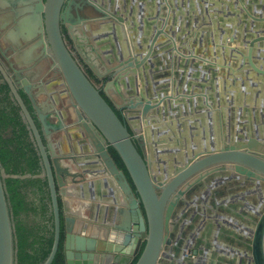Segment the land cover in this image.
Returning <instances> with one entry per match:
<instances>
[{
	"label": "water",
	"instance_id": "1",
	"mask_svg": "<svg viewBox=\"0 0 264 264\" xmlns=\"http://www.w3.org/2000/svg\"><path fill=\"white\" fill-rule=\"evenodd\" d=\"M36 1V9L26 19L29 23L27 35L35 36L40 26L44 30L52 68L62 75L76 114L70 132L75 129L86 141L80 154L65 152L61 144L56 145L52 140L50 128L65 133L69 130L67 125L59 117L57 123L51 124L48 116L37 108L38 120L48 140L46 146L35 119L18 92L22 86L17 89L5 76L19 103L23 119L34 136L43 161L41 177H47L51 193L55 238L44 264H52L58 252L62 233L61 214H64L66 233L63 243L66 264H130L142 244L144 249L136 264H188L189 259L197 256L198 252L194 251L190 258L185 259L186 250L202 245L212 248L215 235H220V232L250 242L253 263L264 264V202L258 203L257 209H251L241 203L237 205L233 199L234 194L238 201L249 195H255L256 201L257 198H264V126L244 127L242 121H239L240 128L228 125L231 124V114L232 118H239L241 112L250 109L247 102L242 103L248 96L234 91L240 88L238 79H230L232 67L228 68V76L220 77V84L215 77H209V80L203 79V85L190 84V87L184 88L180 81L175 80L180 77L176 74L178 72L174 73L171 64L166 63L168 52L164 48L155 50L158 38L165 32L158 28L160 17L153 14L147 23L140 21L138 29L134 21L136 28L130 27L129 20L136 11L125 8L123 11L122 5L128 6L134 0H107L111 7L107 14L102 10L107 4L104 7L99 4L101 0L89 1L104 16L100 20L101 29L93 32L91 39L80 35L76 25L80 21L75 25L69 22L71 10L61 14L66 0ZM219 3V0L200 2L199 6L203 7L200 11L203 13V23L200 24L203 30L209 25L208 19L217 26L219 13L216 8ZM157 12L160 14V10ZM195 17L201 21V16L196 14ZM253 20L257 22L255 26L258 29L253 27L251 42L242 44V47L249 46L247 50L229 47L227 40L233 42L234 38L228 33L222 38L223 43L218 42L216 51L221 58L225 55L231 60L236 59L241 65L247 63L253 66L255 78L259 80L264 76V67L257 68L252 58L255 55L264 56L263 52L255 51V45H263L264 42V18ZM61 24H66L84 63L100 78L108 75L112 79L106 87V94L109 95L110 91L118 93L123 100L120 105L112 107L108 102L109 96H103V90L93 82L82 60L68 46ZM20 32L21 28H17V37H13H20ZM99 33L100 36L112 38L111 45L100 47L95 42ZM122 39H126V42ZM82 40L87 41L89 47L81 48L79 44ZM154 53L160 54L166 66L161 68L158 61L156 69L151 66L155 63L151 58ZM180 57L182 59L183 56ZM193 59L187 58L186 63L193 62ZM215 61L216 58L213 61L203 59L208 65ZM215 64L218 68L225 67L222 62ZM99 65H102L104 72ZM206 68L208 66H203L204 75ZM213 72L215 76L216 70ZM234 75H238L237 72ZM242 84L241 90L246 91L245 83ZM23 86L25 90L29 89L27 81ZM255 104L256 107L250 110L257 115L261 113L257 117L260 121L264 118V106L258 102ZM230 105L238 106V111ZM120 108L119 117L115 109L120 111ZM202 108L203 113L196 112ZM221 115L224 126L221 119L219 125ZM203 125L206 127L201 129ZM110 147L121 158L135 189L124 171L117 167L109 152ZM100 175H106L109 179L96 180L95 177ZM5 177L0 170V264H16L14 225L3 183ZM105 184L111 187L114 204L100 208L88 202L77 203L73 210L68 198L88 200L92 195L99 194ZM221 188L226 196L217 202L213 197ZM118 198L123 201V208L116 206L120 203ZM228 207L231 209L227 210ZM96 209H103L104 217L109 222L94 225L89 220L93 216L84 215ZM252 231L253 239L246 235ZM205 233L207 237L204 238ZM196 262L201 263L200 260Z\"/></svg>",
	"mask_w": 264,
	"mask_h": 264
},
{
	"label": "flooded vegetation",
	"instance_id": "2",
	"mask_svg": "<svg viewBox=\"0 0 264 264\" xmlns=\"http://www.w3.org/2000/svg\"><path fill=\"white\" fill-rule=\"evenodd\" d=\"M45 1L46 0H43V2ZM89 1L92 0H66L62 6L61 14L67 12L68 10H71L72 16L69 17L68 19L69 22L72 24L74 23L75 25L78 21H80V24H76L77 28L79 29L80 35L89 36V38L91 39L94 35L93 32L99 31L101 29L100 20L103 19L104 16L103 14L98 12L95 9V7L90 4L91 2ZM120 2L123 1L120 0ZM242 2L244 3V0H242ZM179 3L180 2H178L177 0H152V2L151 0H134V2L130 1L128 3V6L122 5V7L123 9L125 8L126 10L136 11V14L132 18V20H129V25L132 29L136 28V26H134L135 24H137V29H138V27L140 26V21H142L143 23L146 21L147 23L149 19H152L153 14H156L160 17L158 22V28L161 27V30H164L165 32L161 34L160 37L158 38L155 45V50L157 48H164L165 52H168V55L166 57L167 58L166 63L168 65L171 64L174 73L178 72L176 74H178V76L180 77L176 78L175 80H177V82L180 81L181 86L187 88V86H189L192 83L186 79L188 77L187 70L190 64V63L188 64L186 63V59L192 57L191 55L193 54L192 53L193 51L190 49L193 47L197 49V46H199V41L197 39L196 40L190 39L192 37L191 32L185 33L178 29L180 23L177 21V14L179 12L178 9L180 7ZM36 4H37L36 0H34L33 2H30L29 0H0V75H1L0 82L6 83L9 87V82L5 77L7 76L10 79V81L13 83V85L16 86L17 89L19 86L20 87L22 86L21 89H18L19 90L18 92L21 98L23 99L25 105L28 107L29 111L31 112L33 118L35 119L36 125L40 130V135L46 146L48 145V140L46 139V135L43 132V126L41 122L38 120L37 108H39L44 115L48 116V121L51 124L57 123L58 117L63 119L62 121L67 125V129H69L67 132L64 133L61 132L60 130L55 132L53 131V129L50 128V130L52 131V137H51L52 140L56 145L57 144L59 145L60 142H58V139L60 136H62V134L70 135L72 133L70 132V130L71 128L74 127L76 114L72 108L73 106L71 104V99L67 92V88L64 85L62 75L57 70L52 68L53 62L50 57L51 52L50 50L47 49V37L44 30L42 31V27L40 26L35 36L30 37L27 35L28 34L27 25H29V23L26 22V19L33 14V9L34 10L36 9ZM99 4H101L104 7L105 4H107L104 9L102 8V10L105 14L109 13L111 7L108 5L109 3L107 0L104 1L101 0L99 1ZM95 5L99 6L98 3L97 4L95 3ZM125 9L123 11H125ZM157 10H160V14L159 12H157ZM41 15L44 22L43 14ZM253 17L257 19L264 18V15H262V17H259L258 15L257 16L252 15L251 17H247L243 15V20L239 23L237 22L238 27L236 25L239 31H233L231 32V34H229L231 37L234 38L233 42H231L229 39L227 40V44L229 47L239 49L242 47L243 43L246 42L248 44L251 42V35H252L251 32H253V27L257 28V26H255L257 22L253 20L254 19ZM133 21L135 22V24L133 23ZM259 24H263V23H259ZM61 26H62V34L63 36H65V40L67 41L68 46L72 51L76 53L77 57H79L82 60V63L85 65V68L87 69V72L89 73V76L91 77L93 82L97 85V87L103 90L102 91L103 94L107 96L106 87L112 79H110L108 75L107 76L105 75L103 78H100L94 70H92L88 65L84 63L80 53L78 52L74 39L72 38V36L70 35V33L66 28V24H61ZM205 27L206 28L203 31V42L206 43V46L203 47V59L205 56L212 57L211 51H213L214 49L213 42L209 37L211 35L212 27L211 25L209 26L207 25ZM17 28H21L22 32H20V37L15 39L13 35L15 36V31H17ZM173 40L175 45H173ZM122 41L126 42V39L125 40L122 39ZM223 41L224 40L222 38H218L216 43L217 44L218 42L223 43ZM90 42L94 44L93 40H91ZM95 42L99 43L98 45L104 48L107 45H111L110 42H112V38L110 39L108 37L100 36L99 33V36L97 37ZM88 44L89 43H87V41L82 40L79 46L85 49V46L86 45L88 46ZM216 46L217 45H215V47ZM242 48L247 50L249 46L244 45ZM89 50L91 52V55L95 57V53L92 51V49L89 48ZM205 50L207 51V53L204 52ZM255 51L258 52L261 51L264 53V42L263 45L261 44L255 45ZM197 52L199 53L198 50ZM155 54L156 53L152 54L151 56L152 60L155 61V63L152 64L151 66L154 69H156L158 65L161 68L166 66V64L163 61L164 59H162L160 54L157 55ZM196 55L197 54L194 53L193 57H195ZM217 55L218 57H222L221 55H219L218 52ZM180 56H183L182 59ZM257 56L259 55H255L253 56V58ZM157 61L159 62V64L157 63ZM99 69L102 72H104V68L102 67V65H99ZM206 69L205 71H209L211 68L208 67V69L207 70ZM24 81H27V87H29L28 90L27 89L25 90L24 88L25 86H23ZM195 82L193 83H195L196 85L199 84L198 80H196ZM10 95L12 96V99L19 105L11 89H10ZM119 98L121 99L120 96ZM108 99L113 104L112 100L110 98ZM201 111H203V108L201 109ZM120 112H121V108H120ZM65 115L67 117H65ZM24 121L26 122V120ZM31 137L35 141L32 132H31ZM214 195L215 196L213 198H215L217 202H221L223 200L222 196H226L225 192L222 191V188L219 191H217V193ZM216 197H219L220 199L217 200ZM63 218H64V214L63 215L61 214V221H62L61 235L63 239L62 243H64V237L66 235ZM201 225L203 227V222ZM201 234L203 235V231H201ZM214 241L215 243L212 244V248L209 249L203 245L201 247L188 248L185 252V256H184L185 259L190 258L189 256L193 255L194 251L198 252L197 256L193 255V257L189 259L188 264L190 263L199 264L196 261L198 260L203 261L202 257H208V255H210L214 261L218 259L221 262H225L227 264H235L236 261L232 260L231 257H223L216 254L217 239L215 238ZM227 241L229 243L232 242L234 243V241L232 240H227ZM243 241L248 242L246 240ZM238 246L240 245L238 244ZM202 248H204L205 250H202ZM134 258L135 257H133V260ZM170 261L172 262L173 260L171 259ZM243 264L245 263L243 262ZM248 264H254V263L253 261L251 262L249 260Z\"/></svg>",
	"mask_w": 264,
	"mask_h": 264
},
{
	"label": "crops",
	"instance_id": "3",
	"mask_svg": "<svg viewBox=\"0 0 264 264\" xmlns=\"http://www.w3.org/2000/svg\"><path fill=\"white\" fill-rule=\"evenodd\" d=\"M177 1L180 2L179 3L180 7L178 9L179 12L177 14V21L180 22L178 29L182 32H185V33L191 32L192 37L190 39L191 40L197 39L199 41V46H197V49L195 47L190 49L193 51L192 52L193 54L196 53L197 55L195 57L192 56L194 59H193V62L191 60V63L189 64V67L187 70L188 77L186 79L188 81H190L192 83V85L195 86V83H193V82H195L196 80L199 81V84L203 85V79L205 81V80H209V77H215V79L218 80V84H220L219 82L221 81V78H223V77L225 78L226 76H228V73H229L228 68H229V66H231L233 69V75L229 74V75H231L230 79H232V80L238 79L237 82H238V86L240 88L239 90L234 89V91H236L239 94H245L246 96H248L247 100L246 101L243 100L242 103L247 102L250 109L253 107H256L255 106L256 102H258L260 105L264 106V77H259V80L257 78H255L253 66H249V64H247V63H245L244 65L243 64L241 65V64H239V61H237L236 59L231 60L230 58H227L225 55H223V58L218 57V55L214 56V54H217V52L215 51V48H216L215 45H218L216 43L217 39L223 38L224 36H227L228 32H229V34H231V32H233V31H239L237 29V27H238V23L243 20V15L247 16V17H251L252 15L253 16L264 15V0H244V3L242 2V0H219L220 3L218 4V8H216L218 10V13H219L218 17L216 19L218 27L212 23L211 19L207 20V21H209V25H211V27H212L211 35L209 37H210L211 41L213 42V46H214L213 51H211L212 57H210L209 61H213L214 58H216L215 62L225 63V64H223L225 66L223 68L216 67L215 62H212L213 64H210V65H205V63H203V47L206 46V43L203 42V31H204L203 25L202 26L200 25L203 23V13H200V11H202L203 7L199 6L200 2H203V0H177ZM208 13L211 14V12H208ZM196 14L201 16V21H200V19L196 20V17H195ZM218 18L222 19V21H220V19H218ZM236 25H237V27H236ZM214 26H216L217 28H215ZM197 50L199 51V53L197 52ZM207 58H209V57L207 56ZM219 58H221V60ZM238 59L242 60V58H238ZM252 60H253L254 65L257 68H263L264 67V56L263 57H260V56L254 57V58H252ZM237 64H239V65H237ZM203 66H208L211 68V70L205 71V73L207 72L206 75L203 74ZM244 69H246V72L244 71ZM214 70H216L215 76L213 74ZM247 71L249 72L248 74H247ZM234 72H237L238 75H234ZM194 76L198 77V78L196 79V78H194ZM249 77H252V79H249ZM261 78H263V79H261ZM242 83H245L244 86L247 87L246 91L241 90L242 85H243ZM229 85H231V84L229 83ZM202 88H203V86H202ZM218 88H220V87L218 86ZM199 89H200V87H199ZM226 93L228 94V92H226ZM107 96H109V98L112 100L113 104L116 106H118L122 103V101H121L122 98L121 99L119 98L118 93L115 94L113 91H110L109 95H107ZM198 105H199V103H198ZM195 107H198V106H195ZM231 108L235 109V111L236 110L238 111L239 107L238 106H231ZM250 109H248L249 111L241 112L239 118L235 117V116L232 118L231 117L232 114H231L230 118H229L231 124H228V125H231L235 128L236 127L240 128L241 125H240L239 121H242L244 127L250 126L253 128L255 125L256 126H261V125L264 126V118H262V120H260L262 122L257 120V117L261 116V113H258V115H257L255 113V111L250 110ZM196 112L203 113V111H199V110H196ZM226 113L229 114L228 112H226ZM223 115L226 116V114H223ZM220 119L222 121L221 122L222 126H224L225 123L223 121L222 115L219 118V125H220ZM204 122L206 123L205 120H204ZM200 127H201V129H203V127H206V125H203ZM208 128H210V127H208ZM74 131H75V129L73 130V132L70 135H66V134L63 135L62 134V136L59 137L58 142H60V144L63 147V150L65 152H67V153L77 152L78 154H80L81 151L84 150V148H85L86 141L83 137H81L80 133L78 134L77 132H74ZM86 156L87 155H85L84 158H86ZM78 157H81V155H78ZM95 178H96V180H107V179H109V177L106 175H100V176L95 177ZM110 189H111V187L106 186V184H105L102 187V189L99 191L100 192L99 194L98 193L94 194V195L90 194L92 196L88 200L76 201V200L71 199V198H68L67 200H69V202L71 203L73 210L76 209L77 203L86 204L87 202L90 204H95L100 208H105L106 206H110L111 204H114V201H112L113 200V193L110 192ZM234 195H235V198H233V199H234V202H237L236 203L237 205H239L241 203V204H244L247 208H251V209H257V204L258 203L262 204L264 202L263 197H262V199L257 198V201H256L254 199L255 195H249L248 197H246L242 201H238V199L236 198V194H234ZM94 197H97V199L95 200ZM98 198L100 200H98ZM107 199L108 200L112 199V200L108 202V201H106ZM119 200H120V203H119V205H116V206L123 208L122 207L123 201L121 199H119ZM228 209H231V208L228 207L227 210ZM102 210L96 209L95 211H91L89 213L86 212V213H84V215L93 216V217H89V220H91V222L94 225H104L106 222H109V219H105V217H104L105 215H104ZM212 211L215 212L214 209ZM232 212L235 213V210L232 209ZM248 212L250 213L249 210H248ZM108 216H109V212H108ZM246 219L248 221H250L249 218H246ZM106 220H108V221H106ZM225 220H228V218H225ZM232 225L235 226L234 223H232ZM241 229L243 230V232H246L245 228L241 227ZM246 235H247V237L250 236V238L253 239L254 231L247 233ZM246 235H244V236H246ZM215 236L217 238V242H216V254L217 255L223 256V257H231L232 260L236 261L235 264H243V262L245 264H248L249 260L251 262L253 261V250H252V244L251 243L245 242L235 235H229L226 232H220V235L216 234ZM205 237H207L206 233L204 235V238ZM227 240H232V241H234V243L233 242L229 243ZM238 244L240 246H238ZM202 250H205V249L202 248ZM202 258H203V261H201V263L199 262V264H227L225 262H221L218 259L216 261H214L210 255H208V257H202Z\"/></svg>",
	"mask_w": 264,
	"mask_h": 264
},
{
	"label": "trees",
	"instance_id": "4",
	"mask_svg": "<svg viewBox=\"0 0 264 264\" xmlns=\"http://www.w3.org/2000/svg\"><path fill=\"white\" fill-rule=\"evenodd\" d=\"M103 96L105 97L104 94ZM115 111L120 117V111ZM109 152L135 189L117 152L111 147ZM0 170L7 176L3 183L14 225L16 264H44L51 253L55 238L49 184L47 177H41L44 172L42 157L31 137L28 124L23 119L21 109L12 99L8 85L1 82ZM62 242L61 235L59 249L52 264H66ZM143 249L144 244L131 264H136Z\"/></svg>",
	"mask_w": 264,
	"mask_h": 264
},
{
	"label": "rangeland",
	"instance_id": "5",
	"mask_svg": "<svg viewBox=\"0 0 264 264\" xmlns=\"http://www.w3.org/2000/svg\"><path fill=\"white\" fill-rule=\"evenodd\" d=\"M205 53H207V51H204ZM209 57V56H208ZM204 59H207V60H209L210 59V57L209 58H207V56H205L204 57ZM204 63V62H203ZM205 65H208V63H205ZM206 67V66H205ZM205 70V69H204Z\"/></svg>",
	"mask_w": 264,
	"mask_h": 264
},
{
	"label": "bare ground",
	"instance_id": "6",
	"mask_svg": "<svg viewBox=\"0 0 264 264\" xmlns=\"http://www.w3.org/2000/svg\"><path fill=\"white\" fill-rule=\"evenodd\" d=\"M261 52V51H260ZM264 54V53H263Z\"/></svg>",
	"mask_w": 264,
	"mask_h": 264
}]
</instances>
